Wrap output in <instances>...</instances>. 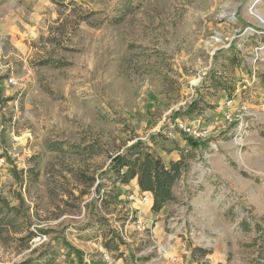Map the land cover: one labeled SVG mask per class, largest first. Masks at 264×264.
I'll return each mask as SVG.
<instances>
[{"label": "rangeland", "instance_id": "1", "mask_svg": "<svg viewBox=\"0 0 264 264\" xmlns=\"http://www.w3.org/2000/svg\"><path fill=\"white\" fill-rule=\"evenodd\" d=\"M70 1L0 0V156L6 161L0 163V198L21 211L11 213L0 236V264H19L48 246L56 252L52 264H79V257L80 264H100L96 244H106L114 230L118 239L110 249L118 260L124 249L119 238L139 233L135 215L117 201L103 205L98 196L109 189L113 158L152 135L167 146L184 140L198 150L184 179L188 214L201 183L216 182L215 174L231 187V200L197 199L208 215L195 208L186 216L185 239L227 241L231 264H255L259 242L257 236L249 240L243 222L264 228V145L256 153L248 148L243 120L249 106L226 131L213 127L205 139L195 140L179 127L195 118L215 120L209 111L186 115L195 100L206 98L207 104L221 92L210 84L211 71L263 92L264 19L255 12L264 16V0ZM74 6L80 14L95 13L82 20ZM232 53L238 65L227 58ZM46 58L68 64L40 65ZM12 75L19 87L6 81ZM20 90L21 115L11 121L5 108ZM238 125V134H229ZM54 142L62 149H49ZM88 146L93 150H84ZM144 217L155 227L150 212ZM163 227L167 234L176 231ZM29 231L35 235L27 237ZM37 233L46 239L36 241ZM127 258L121 264H144L148 256Z\"/></svg>", "mask_w": 264, "mask_h": 264}, {"label": "crops", "instance_id": "2", "mask_svg": "<svg viewBox=\"0 0 264 264\" xmlns=\"http://www.w3.org/2000/svg\"><path fill=\"white\" fill-rule=\"evenodd\" d=\"M249 40L258 42L257 38H250ZM258 44H260V42H258ZM254 49H256V47ZM257 82L258 81H255L253 82V84ZM236 86H237L236 90L232 94V99H229L227 91L221 89L220 87H216L218 89L220 88L221 92L218 94L217 97L214 96L213 99L207 101L211 106L206 107V109L202 110V112L199 114L200 116H204L209 111V113H211L210 115H212V117H214L215 120L210 123L203 120L202 121L203 125L209 126L211 127V129L213 127L214 128L218 127V129H222L223 127H225L224 116L226 112L229 110L236 109L241 103L245 102L242 92L244 85L243 86L236 85ZM253 88L257 89V86L252 88L248 87L247 90L248 94H251L252 98L249 101H247L249 109L245 112L244 115L245 118L243 121L244 124L247 123V127H248L247 128V132L249 135V137L247 138V144L249 145L248 148L256 153V150L259 149L262 144L264 145V89L262 92V90L253 91ZM256 95H260V96L255 97ZM204 100L206 101V98H204ZM229 100H230V104L227 103ZM9 102L10 100L8 101V103ZM5 113L7 114V118H9L10 117L8 116L9 113L8 112ZM240 127L241 126L238 125L232 128V130L230 129L228 131L229 134L232 132H236L238 134L237 131L238 129H241ZM254 135H257L258 138L255 137L252 138ZM158 145H160L159 147L160 150H158V148L156 147L157 145L154 146V149L162 157L163 161L165 160L164 153L168 155V159H167L168 162L165 163L168 167L170 166V163L172 161H179L182 157H187L189 153H191L193 157L188 159L189 163L187 164L185 171L183 172L181 177L177 179L173 187V193L178 200L167 203V205H165L164 208L159 212H155L152 210V206H153L152 194H151L152 195L151 201L147 203H142L141 201H129L127 199V195L132 191L134 190L137 192L142 191L136 179L131 180L127 184H122L120 182L112 183L111 181H108L110 186H108L109 189H107V191H112L113 193L118 194V196L112 202L117 201L120 204L125 205L126 208L139 212L143 217L145 216L146 213L150 212L152 216L156 219L154 223L155 224L154 236L150 240L146 239L144 236H142V234L139 233H137V236H135L133 239L129 238L127 239V241L124 240L125 241L123 247L124 249L121 250L123 252V255L118 257V260L115 258L117 264H121V261H123L124 257L126 258V260H128L127 254L129 255V253L130 255L135 254L137 257L140 256V254L148 256L144 264H203V262H206V264H231V262L229 261V253L232 250L227 241L222 243L211 242L208 244L189 243V241L185 239L186 234H183V232H181L184 222H186V216L189 217L193 212L196 211V209L198 211L197 214H202L204 216L208 215V213L204 211L203 206H205V204L201 205V202L198 201L197 199L206 197L210 201L214 200L217 202H222L227 199L231 200L232 198L230 197L228 192V190L231 187L228 186L225 183V181L221 178L222 175L218 176L219 174L218 175L215 174V178L217 179L216 182L201 183L204 188L199 190L196 196L195 195L193 196V199L195 198V202L194 200L190 201L191 204L193 205V211H191L188 214L187 210L185 209L186 206L183 204L184 203L183 201H185L184 200V196H186L185 189L189 188L188 187L189 183L187 185L184 184V179L188 174L187 172L189 171L190 168V162L196 159L197 157L198 150L193 148V146L191 145H187L186 141L184 140L178 141L176 144L174 143L168 146L167 144L164 145L161 143ZM243 151L245 152L246 150ZM260 153H264V149L260 148ZM224 158L225 156H223L222 154L221 159L223 163L225 162ZM3 167H4L3 171H6L7 169L5 168V166ZM222 174H224V171L222 172ZM107 175L109 176L110 174ZM198 181L200 182V180ZM203 181L205 180L203 179ZM241 182L242 181L240 179L237 180L238 184H241ZM216 183L220 186L216 187L217 186L215 185ZM181 184H182V188H180ZM194 184L197 185V183L195 182ZM259 198L260 200H258V202L261 201V197ZM253 199L255 200L256 197H253ZM112 202L110 204H112ZM180 218L184 219V221L180 222L179 221ZM166 224L175 226L176 231H174L171 234L165 233L163 226ZM262 225L264 227V222L262 223ZM258 235L259 232L252 225L250 226V229H247V237L249 238L250 241L251 239H253ZM194 247L208 249L210 250V253H208L206 256H201L200 253L196 251L193 254L192 248ZM128 263L129 262H127V264Z\"/></svg>", "mask_w": 264, "mask_h": 264}, {"label": "trees", "instance_id": "3", "mask_svg": "<svg viewBox=\"0 0 264 264\" xmlns=\"http://www.w3.org/2000/svg\"><path fill=\"white\" fill-rule=\"evenodd\" d=\"M75 0H71L69 2L70 5H76ZM73 11L78 13L77 8L74 6ZM94 11H90L87 14L78 13L79 19L87 20L90 15L94 14ZM123 19V16H119L114 19V23H119ZM237 56L233 53L229 54L227 57L232 65H238ZM40 65H55L61 67L63 65L68 64L67 62H62L60 60H56L54 58H46L42 60ZM217 72L211 71L210 74V84L215 87H220L221 89L228 92L229 99H232V94L236 90V84H233V81L228 79H224L219 76L220 74H216ZM209 81V77H206V82ZM248 87L242 89L243 97L245 101H249L252 96L247 92ZM260 95H256L255 97H259ZM203 98H199L195 100L191 106L187 110L186 115H199L202 110H205L206 107H210L209 103L205 104L203 102ZM55 146H50L49 149L57 150L62 149V145L60 143L54 142ZM160 144V138L157 135H152L151 140L144 141L141 139L136 140L132 144L126 146L121 152H119L112 160L111 167L108 169L107 174L108 179L112 183H122L127 184L131 180L136 179L137 183L142 191L150 192L153 195V206L152 210L155 212L161 211L167 203L171 201H177V197L173 193V187L177 181L185 171L187 167V160L193 157L191 153L187 155V157H182L179 161H172L170 166L168 167L163 161L162 157L155 151L154 146ZM196 148V146H193ZM92 147L88 146L84 148V150H91ZM93 150V149H92ZM89 183L93 182V178L88 177L85 178ZM118 194L113 193L112 191L104 190L103 193L99 194V201L107 206L109 205ZM11 213L19 214L20 210L10 206L3 199L0 198V236L4 234L6 225L8 224V218ZM249 222H243V227L248 229ZM256 228L259 230V235L256 237L259 244L257 258L255 264H264V228L260 225H257ZM41 233H44L41 231ZM113 237L110 238L106 244H104L105 248L111 251V243L114 240L118 239L117 232L113 231ZM40 234V233H37ZM35 233L28 232L27 237H33ZM9 237V236H7ZM121 243H125L124 240L119 238ZM66 247L70 248L69 244H65ZM193 254L197 251L201 256H206L210 253V250L203 248H192ZM75 250V249H74ZM76 254L81 256V252L79 250H75ZM56 256V252L48 246L42 251H39L35 257H30L22 260L19 264H52L54 258ZM82 262V258L79 257V264Z\"/></svg>", "mask_w": 264, "mask_h": 264}, {"label": "built area", "instance_id": "4", "mask_svg": "<svg viewBox=\"0 0 264 264\" xmlns=\"http://www.w3.org/2000/svg\"><path fill=\"white\" fill-rule=\"evenodd\" d=\"M10 84H13L15 87H19L20 81L16 78V76H8L7 80ZM246 84H244V88H246ZM22 100H23V94L20 91H18L13 98L8 103V106L5 108L6 110H10V120L14 121L21 115V107H22ZM230 104V100L227 102ZM247 101L240 104L239 107H237L234 110H229L226 112L224 116V122L225 127L224 131H226L233 123H236L239 118L242 117L243 113L247 110ZM179 129L186 135L191 136L195 140L199 139H205L210 137L212 134L211 127L203 125L200 119L195 118L192 121L188 122H181ZM174 130H169L168 132H165V137L170 139L171 135L173 134ZM4 156H0V163H5ZM152 195L150 192L145 191H132L127 195V199L129 201H141L142 203H146L149 200H151ZM131 210V209H130ZM131 212L135 215V231L139 232L144 236L146 239L150 240L154 236V227L151 225L146 224L145 218L137 211L131 210ZM36 241L43 242L46 239V235L44 234H37ZM97 252L99 253L100 258V264H117L115 255L112 251L105 248L103 243H99L96 245Z\"/></svg>", "mask_w": 264, "mask_h": 264}, {"label": "bare ground", "instance_id": "5", "mask_svg": "<svg viewBox=\"0 0 264 264\" xmlns=\"http://www.w3.org/2000/svg\"><path fill=\"white\" fill-rule=\"evenodd\" d=\"M255 11V10H254ZM254 13V12H253ZM257 14V16H259V18L264 19L263 14L261 13V11L257 10V12H255ZM264 24V23H263Z\"/></svg>", "mask_w": 264, "mask_h": 264}]
</instances>
